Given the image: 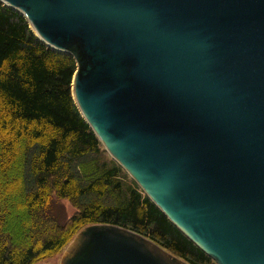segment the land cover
<instances>
[{
	"label": "water",
	"instance_id": "95a60500",
	"mask_svg": "<svg viewBox=\"0 0 264 264\" xmlns=\"http://www.w3.org/2000/svg\"><path fill=\"white\" fill-rule=\"evenodd\" d=\"M0 2L74 57L79 111L172 224L217 264H264V0ZM67 250L62 264H188L115 225Z\"/></svg>",
	"mask_w": 264,
	"mask_h": 264
},
{
	"label": "trees",
	"instance_id": "16d2710c",
	"mask_svg": "<svg viewBox=\"0 0 264 264\" xmlns=\"http://www.w3.org/2000/svg\"><path fill=\"white\" fill-rule=\"evenodd\" d=\"M77 62L0 2V264H43L83 229L127 228L188 264H214L108 154L72 94ZM54 200L76 213L65 223Z\"/></svg>",
	"mask_w": 264,
	"mask_h": 264
},
{
	"label": "rangeland",
	"instance_id": "374dc122",
	"mask_svg": "<svg viewBox=\"0 0 264 264\" xmlns=\"http://www.w3.org/2000/svg\"><path fill=\"white\" fill-rule=\"evenodd\" d=\"M50 210H51V214L55 216L56 218H58V221L60 223H65L76 213V210L74 209L72 204H70L68 201L54 200V203L52 204ZM68 250L67 248L64 249L59 255L54 256L53 258L49 259L43 264H62L63 259L66 256V253L68 252ZM214 264H217V263L214 261Z\"/></svg>",
	"mask_w": 264,
	"mask_h": 264
}]
</instances>
